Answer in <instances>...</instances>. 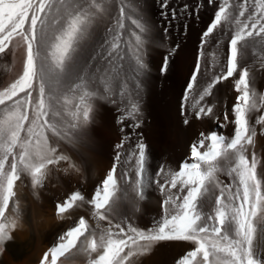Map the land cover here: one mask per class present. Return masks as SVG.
<instances>
[{
    "label": "snow or ice",
    "instance_id": "6c2138e0",
    "mask_svg": "<svg viewBox=\"0 0 264 264\" xmlns=\"http://www.w3.org/2000/svg\"><path fill=\"white\" fill-rule=\"evenodd\" d=\"M205 6L213 13L200 33L180 115L185 126L208 120L232 132H199L188 157L172 169L165 163L153 168L144 141L149 53L163 41L141 0H0V59L21 63L0 89V258L13 249L17 233L31 227L17 182L38 200L53 179L82 178L86 162L79 148L92 142L105 105L116 113L120 132L111 167L90 193L76 188L54 204L57 220L83 209L95 226L79 216L39 264H60L74 253L85 255L87 264H140L154 245L172 241L194 245L176 264H264L257 243L264 240V157L256 152V138L264 135V95L251 83L264 58L253 60L249 52L264 54V0H198L191 10L159 0L164 38L173 21L199 20ZM178 48L163 56L161 75ZM225 81V93L238 95L221 113L216 91ZM154 194L161 218L140 228L133 218Z\"/></svg>",
    "mask_w": 264,
    "mask_h": 264
},
{
    "label": "bare ground",
    "instance_id": "6f19581e",
    "mask_svg": "<svg viewBox=\"0 0 264 264\" xmlns=\"http://www.w3.org/2000/svg\"><path fill=\"white\" fill-rule=\"evenodd\" d=\"M126 2L131 3V0H126ZM197 2L198 0H170V5L171 7L179 9L180 6L187 4L189 5V10H191L195 8ZM141 3L146 17L157 26L155 35L158 37V43L161 40L163 41L162 46L154 47L149 53L150 72L147 78V87L144 90L143 115L141 117L144 121L142 128L144 132V141L149 145L151 155L150 163L153 168L155 162L152 157L157 151H159L164 156L165 163L169 165L171 164L173 169H176L187 156L188 145L194 137V129L191 126H185L182 123V117L180 115L181 96L196 61L200 33L209 23L213 9L208 6L201 9L199 12V20L194 18H181L177 21H173L172 26L169 28L170 38L165 39L161 25H164L166 22L163 21L160 15L161 9L159 7V0H141ZM185 24H187V29L184 28ZM177 44L179 45V48L176 49L174 55L169 59L167 73L161 75L160 66L163 56L168 53L169 49L174 48ZM213 50L218 51L221 57L223 56L222 50ZM115 115L116 113L111 108L101 105L97 122L94 125L95 131L92 135V138L97 140V143L100 145V147H98L99 154L97 157L91 158L90 155L85 156L81 153L86 162L83 166L82 178H75L72 183H67L66 178L63 177H61L59 181L53 179L47 184L46 190L41 191L38 200L32 195L30 188L27 187V191H25L29 194V198L37 202L39 207L46 206L53 208L55 202L61 198L58 193L60 190L59 188L70 193V191L76 189L77 185L81 184L84 186V189L90 193L94 185L103 178L105 166L108 165V162L111 163L112 161V146L114 143L106 145L104 143L105 141L102 142L100 140V137L105 130H108L113 141L118 140L120 132L119 127L115 124ZM263 141L264 139L261 142ZM261 142L257 143H260L261 145ZM88 146L92 148L91 145ZM104 151L108 153V155L106 154L108 156H106L108 158L107 162H105L104 157H102ZM263 152L260 151L259 153ZM19 194L20 193H18V196ZM21 199L22 198H20V200ZM78 211L85 210L80 209ZM161 215L159 198L154 194L141 203L139 211L135 214L133 220L136 226L140 228H148L146 224L159 221ZM177 243L178 242H170L154 245L151 253L140 258V264H160L162 263L161 261H164L165 259L171 263V261L175 259L176 253L179 252V250L181 252L180 248L182 245L180 246ZM183 246L185 249V244ZM168 262H166V264H168Z\"/></svg>",
    "mask_w": 264,
    "mask_h": 264
},
{
    "label": "rangeland",
    "instance_id": "374dc122",
    "mask_svg": "<svg viewBox=\"0 0 264 264\" xmlns=\"http://www.w3.org/2000/svg\"><path fill=\"white\" fill-rule=\"evenodd\" d=\"M251 50L252 49L249 50L251 59L255 60V59H257V57L264 58V54H261V52H259L258 50L257 51H255V50L251 51ZM253 52H255V55H252ZM20 70H21V63H20L19 58L15 62L14 66H13L11 57H8L6 59H0V89H2V87L6 86L7 83H10L11 80L13 78H15L16 75H18ZM251 83H252V87L254 88V90L257 93V96L264 95V68L260 67L258 61H257L256 67H254L253 71H252ZM226 85H230V81L223 82V85H217V89H219V91H216V100H218L219 103H218L217 108L215 110L218 112H221V113H222L224 106H227L230 108L231 105L235 103V98L238 95L237 93H235L234 90L226 94L224 91V86H226ZM231 87L234 89V85H231ZM209 99H211V98H209ZM255 115H259V113H254L253 117H255ZM191 127L194 129V137L192 138V140L196 139V136H198V133L201 131L207 133L209 130H215L219 133L224 134L225 136H230L231 132H232L231 127L226 128V129H219L216 127V124H214L213 122L208 121V120H205L203 123L193 124V125H191ZM258 132H259V128H258ZM105 138H107V139H105ZM262 138L264 139V135L258 134V136L256 138V146H257L256 152H258L257 154L259 156L263 157L264 156L263 155L264 154V152H263L264 141L261 142L263 140ZM100 140L102 142L105 141L104 143L106 145L115 143V141L117 142V140L113 141V138L110 135L108 130L107 131L105 130L103 132V135L100 137ZM192 140H191V142H192ZM257 142H261V145H260V143H257ZM190 143H189V145H190ZM90 145L92 146V148L90 146H85V147L79 148V151H80V153H82V155H85V156L90 155L91 158H95L99 154V148L98 147H100V145H99V143H97V140H95L93 138H92V142L90 143ZM93 145H95V146H93ZM189 145H188V149H187L188 153H187V156L185 157V159L188 157L189 152H190ZM261 146H263V147H261ZM259 150L262 151L263 153H259L260 152ZM106 154L108 155V153L106 151H104V154L102 156V157H104L105 162L108 161V158H107L108 156ZM157 156H159V157H157ZM152 159L155 162L154 167L158 166L161 163L166 162L164 156L159 151H157L153 155ZM110 164L111 163L108 162V165L105 166V169L103 171L104 174H105L106 168L108 169V167L109 168L111 167ZM167 165H169V164H167ZM169 166L171 167L172 165L170 164ZM171 168L173 169V166ZM18 186H19V188H22L24 190L23 191L22 189L18 188V191H19L18 193H20L19 198H22L20 200V201H22L21 206L23 208L29 209L31 211V214H32L31 227L25 226L21 231H19L17 233V240H16L15 246L13 247V249L10 251L9 254H6L4 257L0 258V264H39V261L42 257V254L45 251H47V249L55 241L57 234L62 233V231L67 230L68 227L73 226V221L75 219H78L79 216H81V215L85 216L86 219H89L90 226H92V227L95 226V221L90 219L89 214H87L86 211L76 210L72 214L73 219H69L68 221L67 220H65V221L57 220L55 218V214H54V212H55L54 206H53V208H49L46 206H40L41 207L40 208L37 205V202H35L34 200H31V198H29V194L26 192L27 187L25 188L24 185L20 184V182L18 183ZM77 187L80 188L82 191L87 192L84 189L83 185L80 184V185H77L76 188ZM59 189H58L59 190V192H58L59 197H61L60 199H63L69 192H67L66 190H63L61 188H59ZM20 190H22L23 192ZM33 202H34V204H33ZM10 207H11V205H10ZM6 215H7V213H6ZM153 224H154V222H151V223H148L146 225L149 228V227L153 226ZM172 242H178L177 243L178 245H180V246L182 245V247L180 249H181V252H183V251L184 252L181 253L179 250V252L176 253L175 259L172 260L171 263H170V261L168 262V260L165 259L164 261L168 262V264H173V263L176 264L177 260H179L188 251H191L194 249V245L190 244L189 242L188 243H186L184 241H172ZM161 243L165 244V243H170V242H161ZM257 243H258V245L261 246V247L259 246V248L262 251H264V240H260L258 238ZM184 244L187 247V248L185 247V249L183 246ZM262 244H263V247H262ZM164 261L162 260L161 261L162 263H160V264H164V263L166 264V262H164ZM60 264H87V257L83 254H80V253H74V254L68 256L67 258H62Z\"/></svg>",
    "mask_w": 264,
    "mask_h": 264
}]
</instances>
